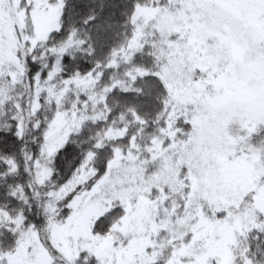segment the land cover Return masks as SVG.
Wrapping results in <instances>:
<instances>
[{
  "label": "snow or ice",
  "instance_id": "1",
  "mask_svg": "<svg viewBox=\"0 0 264 264\" xmlns=\"http://www.w3.org/2000/svg\"><path fill=\"white\" fill-rule=\"evenodd\" d=\"M0 264H264V0H0Z\"/></svg>",
  "mask_w": 264,
  "mask_h": 264
}]
</instances>
